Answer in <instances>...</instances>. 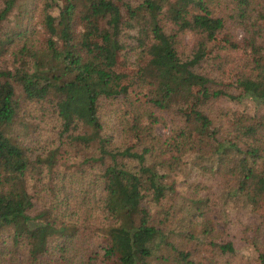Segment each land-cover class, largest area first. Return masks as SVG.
Returning a JSON list of instances; mask_svg holds the SVG:
<instances>
[{
	"label": "trees",
	"instance_id": "16d2710c",
	"mask_svg": "<svg viewBox=\"0 0 264 264\" xmlns=\"http://www.w3.org/2000/svg\"><path fill=\"white\" fill-rule=\"evenodd\" d=\"M20 2L0 0V61L11 62L0 64L1 251L9 240L26 249L28 264H201L174 248L159 226L171 214L161 204L169 187L163 180L186 150L203 171L233 178L234 194L264 213V116L251 123L212 108L221 97L264 106V71L243 64L234 95L210 88L209 78L193 70L224 28V17L244 26L257 0H37L42 31L36 43L34 30L25 27L36 5ZM216 6L227 12L216 15ZM14 9L13 25L4 29ZM249 24L262 39L260 46L251 39L258 54L264 25ZM129 29L138 37L132 77L119 65H131L120 38ZM187 33L194 41L184 54L179 48ZM113 99L119 115L108 108ZM31 107L56 126V146L33 159L14 132L17 124L25 127ZM164 110L177 113L183 126L157 139L154 111ZM60 150H73L69 166L56 162ZM47 193L52 209L43 199ZM206 199H187L191 215L202 214ZM85 216H93V227ZM207 226L202 221L205 233ZM218 247L233 251L229 242ZM258 258L264 264V252Z\"/></svg>",
	"mask_w": 264,
	"mask_h": 264
},
{
	"label": "rangeland",
	"instance_id": "374dc122",
	"mask_svg": "<svg viewBox=\"0 0 264 264\" xmlns=\"http://www.w3.org/2000/svg\"><path fill=\"white\" fill-rule=\"evenodd\" d=\"M64 1L58 0L60 4H63ZM122 1L136 5L140 0ZM22 2L23 4L28 3L29 7H31L30 5H36V8L29 12L32 16L30 23H27L25 18L23 20L26 22L25 27L30 26L34 30L35 39L33 43H36L42 31L37 0H21L20 3ZM253 10L246 18L244 26L236 24L234 20L225 16L224 28L216 34L214 41L207 43V57L200 64L194 66L193 70L196 73L209 78L210 83L208 85L210 88H222L238 95L239 90L233 89V81L241 74L243 64L254 66V68L259 67L264 71V49L255 54L250 46L251 39L255 40L254 44L256 46L262 44V39L258 34L251 33L254 27L249 24L259 25L260 23L264 25V0H257ZM226 12L225 6H216L215 8L216 15H223ZM15 13H17L16 9L10 13L4 22V29L6 26L13 25ZM121 35L120 38L124 42L123 44L127 46L131 65L128 63L123 64L121 60L119 65L126 69L132 77L138 68V64L135 62L138 50L135 44L138 37L134 29L126 30ZM193 41L194 36L192 34H184L181 37L180 52L187 54L192 48ZM215 58L219 59L220 64L215 61ZM143 59L145 60V58ZM10 63L8 57L0 61L2 66H8ZM141 64H143V61ZM129 95L134 96V91L130 92ZM118 104V99H113L107 103L108 108L116 110L115 114L119 115ZM212 108L214 111L220 109L221 112H226L227 116L233 111L238 117L247 118L251 123L260 120L264 116V106L256 104L247 97L237 99L217 98L212 103ZM32 110H37V108L31 107L29 111ZM154 113L159 120L152 126L151 131L157 139L171 136L183 126L182 120L174 111L164 110L154 111ZM226 118L228 117H225L223 121H226ZM24 120L26 122L25 127L21 128L17 124L14 126V132L16 135L20 134L18 139L21 145L28 149V155L31 159L40 154L44 156L47 154V148L50 149L56 146V142L52 141L55 138L56 126L54 127V122L50 118L43 117L39 114V111H32L24 117ZM108 123L111 124V120H108ZM188 129L191 138L195 137L194 130H191L190 125ZM185 148H187L185 145L181 146V149ZM82 149L87 150L86 148H80L77 151L80 153ZM72 154L73 150H60V155L58 151L55 160L58 165L69 166L72 162V157L69 155ZM194 157L192 150H186L182 155L179 168L177 167L174 172H171L163 180L169 187L161 204L171 211L165 225L159 224L166 234V240L174 248L189 253V258L192 261L201 264H259L258 254L264 252V213L255 211L241 196L234 194L236 184L233 178L203 171L196 165L198 162L193 159ZM80 160L81 157L78 156L75 162ZM43 197V199L49 198L51 200L48 205L51 208L54 200L53 195L47 193ZM59 197L64 201L63 190L60 191ZM189 197L207 198L206 203L201 205L202 214L191 215L194 212L187 201ZM67 206L70 207L71 205ZM80 220H82L81 217L78 221ZM84 220L91 227L95 225L93 216H85ZM202 221L208 224L207 233L202 230ZM7 241V247H3L4 250L2 251L0 250V259L1 257L5 258L2 264H28L26 249L24 247L14 248L9 245L11 244L9 240ZM228 242L231 243L233 251H220L218 246ZM170 251L171 249H167L163 253Z\"/></svg>",
	"mask_w": 264,
	"mask_h": 264
}]
</instances>
